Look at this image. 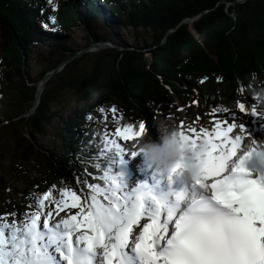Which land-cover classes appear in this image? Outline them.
<instances>
[{"label": "trees", "instance_id": "1", "mask_svg": "<svg viewBox=\"0 0 264 264\" xmlns=\"http://www.w3.org/2000/svg\"><path fill=\"white\" fill-rule=\"evenodd\" d=\"M226 1L51 0L49 4L48 0H0V95L7 101L0 118L10 121L26 141L28 154L38 153L37 136L45 134L55 117L50 104L65 91H72L77 101L57 133L61 148L45 154L38 178L19 191L20 197L11 200L0 215L10 220L15 213L17 221L23 220L25 213L36 210L45 191L59 200V190L69 188L83 199L90 192L87 185L104 188L101 177L105 170L113 174L115 166L104 138H114V129L123 123L138 130L143 115L171 120L179 109L192 105L207 115L239 116L235 104L241 92L250 84L264 83V0ZM92 19L102 21L115 36V24L149 29L152 43L121 50L104 45L95 53L92 68L80 73L71 49L55 43L66 41L71 28L78 25L89 31L88 46L110 40L91 29ZM52 42L59 56L40 70L38 80L67 57L73 61L48 78L34 110L26 115L38 92L37 81L26 70L27 50ZM113 106L115 114L109 111ZM10 177L0 178L1 189L20 181ZM45 204L55 210V204Z\"/></svg>", "mask_w": 264, "mask_h": 264}, {"label": "snow or ice", "instance_id": "2", "mask_svg": "<svg viewBox=\"0 0 264 264\" xmlns=\"http://www.w3.org/2000/svg\"><path fill=\"white\" fill-rule=\"evenodd\" d=\"M235 108L257 116L243 102ZM230 116L235 121V114ZM202 119L197 113L196 120ZM212 125L210 131L189 125L186 133L181 121L180 139L198 161L191 181L173 187L175 173L152 170L151 184L137 183L129 191L122 172L105 170V187L87 185L83 199L69 188L59 190V200L45 191L23 220L15 213L10 220L0 216V264H264V171L245 167L251 156L262 163L264 157L257 156V140L242 122L228 123L226 117ZM150 129V121L140 122L138 130L123 123L114 135L127 142ZM104 139L119 167L126 149ZM201 142L202 151L195 152ZM178 165L185 166L183 158ZM45 202L56 205L59 219Z\"/></svg>", "mask_w": 264, "mask_h": 264}, {"label": "rangeland", "instance_id": "3", "mask_svg": "<svg viewBox=\"0 0 264 264\" xmlns=\"http://www.w3.org/2000/svg\"><path fill=\"white\" fill-rule=\"evenodd\" d=\"M91 29L98 33L105 34L110 37L112 43L122 46H148L152 43V32L149 29H138L134 30L129 26L116 25L115 30L118 35H114L108 28H106L102 21L92 19L90 21ZM88 29L83 25H78L72 27L68 39L66 41H57L55 44H63L69 47L74 53V59L78 58L77 65L79 66V72L83 73L92 68L94 62V55L100 49L82 51L83 49H88V41L91 38L88 33ZM54 43H37L27 50V56L29 57L27 61L26 70L28 72L29 78L32 81H37L38 86L42 91L43 79H39V72L42 68H49V61L56 59L59 56L60 50L54 47ZM88 46V47H87ZM104 46V45H103ZM101 46V48L103 47ZM83 53H88L86 56L82 57ZM65 56L68 54L65 53ZM73 61L67 57L60 65H64L65 68ZM59 65V66H60ZM63 69V66L62 68ZM60 69V70H61ZM58 70V71H60ZM51 71H48L49 77L52 75ZM1 84L4 85L1 79ZM256 85H264V83H257ZM250 95V92H248ZM7 98V97H6ZM76 97L72 91H65L56 101L52 102L49 106V110L55 113V117L49 125L46 126V132L43 135L37 136V148L40 150L38 153L28 154L26 152L27 143L22 140V136L17 134L16 130L13 129L9 124L10 121L0 118V178L3 181L11 178L10 176L20 178L17 184L12 185L9 189L0 188V214L10 207L11 200L20 197L17 193L22 191L24 187L35 178H38L39 172L43 169L45 165V154L54 152L61 148V141L57 136L59 130L64 128V122L67 120V116L72 108V105L76 103ZM239 101L245 103L247 109L250 111L253 108L257 111V116L240 115L235 117V121L231 118L227 119L228 123H243L247 133L257 140L259 144L260 141L264 140V107H258L254 104L251 97L247 96L246 92H241ZM83 103V102H82ZM7 106V101L0 95V110H3ZM259 112V113H258ZM13 112H11L12 114ZM197 113L203 116L202 121H197ZM261 114V115H258ZM145 123L150 121L151 129L147 131V135L152 138V134L155 135V124L161 121L158 116L150 117L145 116ZM214 119H220L222 122L225 121L223 115H206L199 111L196 105H192L183 108V112H177L176 117H174L171 122H173L179 130L181 129V121L184 122L183 130L186 131L189 125L195 126L197 130L199 127L204 126L209 131L212 128V121ZM222 127L226 126V123H222ZM238 129H234L237 132ZM190 134V133H189ZM157 136V134L155 135ZM135 138L133 141H121L118 143L123 144L127 150L135 151ZM246 143H248L246 138ZM44 153V155H43ZM27 155L25 159L23 156ZM25 159V160H24ZM15 182V181H10ZM75 211V210H73ZM64 213L61 214L63 216ZM1 216V215H0ZM53 215V219H59Z\"/></svg>", "mask_w": 264, "mask_h": 264}, {"label": "clouds", "instance_id": "4", "mask_svg": "<svg viewBox=\"0 0 264 264\" xmlns=\"http://www.w3.org/2000/svg\"><path fill=\"white\" fill-rule=\"evenodd\" d=\"M248 90L254 104L264 107V85L250 84ZM155 129V139L148 136L146 130H141L135 138V152L141 155L144 167L175 173L173 183L191 181L196 174L198 161L194 157L193 149L187 142L181 141L178 127L173 122L161 120L155 124ZM202 148L201 142L195 152L202 151ZM257 156L264 157V140L258 144ZM182 158L185 166L179 167L178 162Z\"/></svg>", "mask_w": 264, "mask_h": 264}, {"label": "water", "instance_id": "5", "mask_svg": "<svg viewBox=\"0 0 264 264\" xmlns=\"http://www.w3.org/2000/svg\"><path fill=\"white\" fill-rule=\"evenodd\" d=\"M237 1H240V0H227L226 1V3H235V2H237ZM200 16V14H198L196 17H199ZM194 18H192V19H190V21H192ZM172 31V29L171 30H168L167 32H166V34H168L169 32H171ZM101 45H102V42H97V43H95V44H93V45H91L88 49H83L82 51H87V50H95V49H98V48H100L101 47ZM62 66H64V65H60V66H58L57 68H54V69H52L51 70V73H54V72H57L58 70H60L61 68H62ZM48 78H49V75H48V73H46L45 74V76H44V78H43V82L45 83L47 80H48ZM43 83V84H44ZM40 91H41V89H40V87L38 86V92H37V94H36V102H35V104H34V106H32L25 114L27 115V114H29V113H31L33 110H34V108H35V106H36V104H37V101H38V97H39V94H40Z\"/></svg>", "mask_w": 264, "mask_h": 264}, {"label": "bare ground", "instance_id": "6", "mask_svg": "<svg viewBox=\"0 0 264 264\" xmlns=\"http://www.w3.org/2000/svg\"><path fill=\"white\" fill-rule=\"evenodd\" d=\"M258 115H260V114H258ZM247 131V130H246ZM248 132V131H247ZM136 157L138 158V159H141V155L140 154H136Z\"/></svg>", "mask_w": 264, "mask_h": 264}]
</instances>
